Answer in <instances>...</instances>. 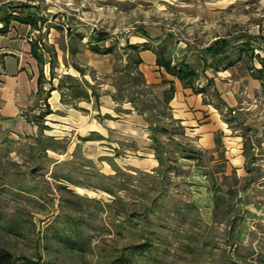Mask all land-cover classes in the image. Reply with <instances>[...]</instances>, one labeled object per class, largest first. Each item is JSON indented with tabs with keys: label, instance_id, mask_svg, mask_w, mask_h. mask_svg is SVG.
Instances as JSON below:
<instances>
[{
	"label": "rangeland",
	"instance_id": "rangeland-1",
	"mask_svg": "<svg viewBox=\"0 0 264 264\" xmlns=\"http://www.w3.org/2000/svg\"><path fill=\"white\" fill-rule=\"evenodd\" d=\"M28 1L34 0H8V4L18 11L17 3ZM35 1L45 7V0ZM69 10L77 15L69 16L72 32L75 24H83L87 31L94 28L110 35L108 43H114V53L95 57L101 65L108 57L116 69L123 70L127 62L120 43L141 28H160L167 35L173 61L184 59L198 75L196 86L207 87L202 98L219 123L227 125L226 145L242 135L249 149L253 146L251 139L255 138L239 123L264 116V88L251 74L249 57L245 55L228 68L227 62L205 66L200 49L219 37L264 36V0H107L97 10L84 9L83 14V8ZM58 41L65 45V38ZM238 54L233 50V59ZM120 75L119 71L116 78ZM217 85L229 91L232 106L214 93ZM187 133L179 141L197 147L196 138L191 131ZM47 138L42 133L36 138L0 134V241L16 256H41L52 264H114L121 252H129L126 248L147 239L152 243L150 250L136 254L134 264H264L263 170L237 174L228 168L226 179L218 175L223 193L234 186L233 172L238 179L237 195L230 199L237 226L232 237H227L226 221H213L209 178L194 161L178 162L180 175L170 174L164 181L166 195L158 199L150 221L142 216L136 221L129 214L143 212L159 194L158 180L150 176L156 175L159 165L151 138L149 148L154 156L145 155L146 150L134 151V140L118 142L113 151L109 148L114 141L109 138L86 144L92 139L72 133L69 139L54 140L57 149L51 150ZM162 139L167 142V135ZM77 140L80 143L71 145ZM174 147L170 143L169 148ZM67 239L84 250L71 252Z\"/></svg>",
	"mask_w": 264,
	"mask_h": 264
},
{
	"label": "crops",
	"instance_id": "crops-1",
	"mask_svg": "<svg viewBox=\"0 0 264 264\" xmlns=\"http://www.w3.org/2000/svg\"><path fill=\"white\" fill-rule=\"evenodd\" d=\"M105 1L107 0H85L82 14L87 11L84 9L97 10ZM44 3V8L35 0L28 1L27 4L17 3L19 8L16 11L10 9L8 0H0V134L10 133L17 138L19 135L36 138L42 133L54 140H63L69 139L73 133L92 139L85 141L86 144H99L109 138L114 141L110 143L113 149L109 148L113 151L118 142L134 140L137 145L134 151L146 150L145 155L154 156L149 148L150 130L146 114L139 113L126 95L122 100L115 99L119 85V77L116 76L119 71L120 76L124 75L125 68L116 69L108 57L105 59L107 63L101 65L99 58L95 57L99 53L105 56L114 53V43H108L111 40L110 35L102 31L96 32L94 28L87 31L83 24H75L77 28L72 32L73 24L70 23L69 16L77 15L69 13L70 8L61 1L45 0ZM47 13L53 15L48 17ZM139 30L135 36L120 43L121 48L128 60L131 51L126 46L140 47L138 54L141 62L137 65V70L142 73L156 97L162 99L164 93L171 86L174 87L169 102L171 115L184 127L186 135L187 131H191L196 138L197 148L210 153L213 151L211 154L216 161L215 140L220 137L226 175L228 168L237 174L245 171L249 173L252 170L257 173L264 171V140L261 139L264 135L262 132L264 116L245 119L239 123L255 138L251 139L253 146L250 149L247 139H243L242 135L240 140L236 136L231 140V145H226L228 143L226 139L229 138L226 133L227 125L219 123L210 104H206L202 98V94L207 92V87H197V79L194 87L185 86L177 77L157 65V50H163L165 56L171 59L173 64L176 63L172 59L173 52L168 49L169 45L165 40L167 35L158 27ZM99 33H105L106 37L98 41ZM91 34L93 37L89 39ZM59 37L65 38V45L60 46ZM220 38L235 37L224 36L214 41ZM233 41L239 47L242 40ZM259 43H256L255 54L264 57L260 53L264 52V47L258 48ZM204 48L200 49V57L202 60L207 57L209 63L211 58L203 52ZM238 57L234 59L236 62L233 65L226 68L240 61L237 60ZM179 61L180 59L177 60ZM250 63L253 78L258 79L264 88V77L257 72L262 68L261 62L254 58ZM204 65L211 66L205 62ZM106 76L107 78H102ZM108 79L113 80L107 81ZM50 88L52 89L47 98ZM225 88L220 89L217 85L213 90L224 100L226 106H229L230 101L234 100H230L229 91L224 90ZM72 89L85 91L87 98L71 95ZM47 104L51 113L42 119L46 128L41 130L34 119L47 109ZM232 112L235 111L231 110L230 113ZM77 143L80 141H72L71 145L75 146ZM94 148L89 145V149L93 151L97 149ZM99 155L100 153L95 156ZM148 161L153 163L152 159ZM156 164L157 162H154V165Z\"/></svg>",
	"mask_w": 264,
	"mask_h": 264
},
{
	"label": "trees",
	"instance_id": "trees-1",
	"mask_svg": "<svg viewBox=\"0 0 264 264\" xmlns=\"http://www.w3.org/2000/svg\"><path fill=\"white\" fill-rule=\"evenodd\" d=\"M105 37V33H99L97 40H103ZM234 39L242 40L238 45L239 47L234 44ZM234 39L220 38L204 48L203 52L211 58L209 63L207 57L203 59L205 64L218 66V64L227 62V66L233 65L236 62L232 56L233 50L238 49L239 57L237 60L243 59V55H247L250 61L256 58L262 64V68L257 70V72L264 77V57L259 54H255L256 43L261 40L264 43V36L240 33L235 36ZM261 45L262 43H259L257 47L262 49ZM126 48H128L131 53L125 66V74L119 77L118 91L115 99L122 100L126 95L128 101L131 102L132 106L139 113L146 114V119L149 123L148 127L151 132V149L154 151L156 159L159 163L158 168L154 171L156 175H150L153 180H158V196L151 201L150 205L143 208V212H132V215L129 214L130 220L137 221V219H139V217L141 219L142 216L145 221H150V214L157 206H159L158 199L166 195L167 189L165 188L164 181L169 178L168 176H170V174H173L174 176L180 175V164L178 162L185 159L194 161L195 166L205 170L204 175L209 178L210 190L213 193V221H226L228 226L227 237H232L237 226V216L233 214L235 208L233 203L230 202V199L236 197L237 195L238 190L235 188V185H237L238 179L233 172L234 186L230 185L227 187L225 193L222 192V186L218 182V178H220L218 175H221V179H226L228 176L225 174V164L223 162L225 159L224 153L221 150L222 142L220 137H217L215 140V151L217 152L216 161L215 158H213L214 156L211 155L209 151L197 148L190 143L180 142L179 138L186 137L185 129L179 121L172 117L169 107L174 87L171 86L169 90L164 93L162 99L156 97L152 92L151 87L147 85L142 73L137 70V65L141 62L138 54L140 47L137 45H127ZM95 50L97 49L95 48ZM156 54L157 65L163 67L169 74L177 77L185 86L194 87L198 75L184 59L173 64L172 60L165 56L163 50H157ZM51 89L52 88H50L47 92V98ZM197 91H201V89ZM70 94L77 97L87 98V93L80 89H72ZM64 95L65 93L62 94L63 100L65 101ZM49 113H51V110L47 104V109L34 119L41 130L46 128V126L42 123V119ZM162 135H167V142L162 139ZM87 138L89 137H85L84 139L86 140ZM54 143L55 141L53 138H47V148L56 150L57 147H55ZM170 143L175 145L173 149L169 148ZM213 160L215 162L210 163ZM204 161L206 162L204 163ZM251 180L252 179H249V181H247L246 186L250 184ZM246 186L244 185L243 189ZM109 192L113 193L112 190H109ZM222 214L227 217L226 220L224 218V220L220 219L219 216ZM66 241L67 244H69L67 249L71 252L80 253V251L84 250L76 241H71V239H67ZM151 245L152 243L147 239L140 244L131 245L129 248H126L129 252H121L114 260V264H134L133 257H135L136 254H142L144 251L150 250ZM0 264L52 263L44 260L41 256L35 258L16 256L0 241Z\"/></svg>",
	"mask_w": 264,
	"mask_h": 264
},
{
	"label": "built area",
	"instance_id": "built-area-1",
	"mask_svg": "<svg viewBox=\"0 0 264 264\" xmlns=\"http://www.w3.org/2000/svg\"><path fill=\"white\" fill-rule=\"evenodd\" d=\"M62 1L66 6H69L73 11L79 12L85 5V0H58ZM78 1V4H77Z\"/></svg>",
	"mask_w": 264,
	"mask_h": 264
}]
</instances>
